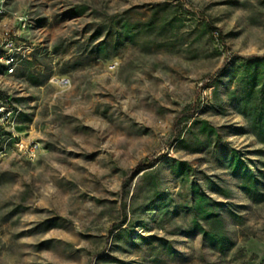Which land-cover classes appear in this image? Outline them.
Returning <instances> with one entry per match:
<instances>
[{"label": "rangeland", "instance_id": "rangeland-1", "mask_svg": "<svg viewBox=\"0 0 264 264\" xmlns=\"http://www.w3.org/2000/svg\"><path fill=\"white\" fill-rule=\"evenodd\" d=\"M256 58L264 0H0V264H264Z\"/></svg>", "mask_w": 264, "mask_h": 264}, {"label": "trees", "instance_id": "trees-1", "mask_svg": "<svg viewBox=\"0 0 264 264\" xmlns=\"http://www.w3.org/2000/svg\"><path fill=\"white\" fill-rule=\"evenodd\" d=\"M253 61L256 63V68L248 75V79H243V96L246 106L245 112L251 118L252 121L257 124L259 131L263 132L264 128V89L257 90L256 82L259 77L262 76L264 80V58H256ZM235 157L233 156L231 165L234 163ZM253 176L248 177V181L252 182Z\"/></svg>", "mask_w": 264, "mask_h": 264}, {"label": "built area", "instance_id": "built-area-1", "mask_svg": "<svg viewBox=\"0 0 264 264\" xmlns=\"http://www.w3.org/2000/svg\"><path fill=\"white\" fill-rule=\"evenodd\" d=\"M7 47H13V41L11 39V37L7 38ZM14 65H15V60L11 57L8 58L7 60V66L9 67L8 72L10 74L14 73ZM116 68V64H111L110 65V69L113 70ZM52 83L55 84L58 88L62 89V90H67L69 88H71L72 83L71 80L68 77H58V78H54L52 80ZM0 112H3L4 109H0ZM3 110V111H2ZM5 115V113L1 114L0 116ZM8 116H10V113L7 114ZM4 118H0V122L3 121ZM14 137L16 138V135L14 134ZM16 146L20 149V151L24 150L23 155L25 157H27V159L33 161L36 159L37 154L39 153L40 150V144L37 142H31L28 145L24 142V141H20L16 143Z\"/></svg>", "mask_w": 264, "mask_h": 264}]
</instances>
